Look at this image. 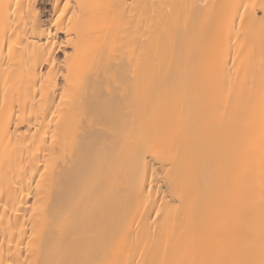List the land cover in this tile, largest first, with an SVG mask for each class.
<instances>
[{
    "label": "bare ground",
    "instance_id": "bare-ground-1",
    "mask_svg": "<svg viewBox=\"0 0 264 264\" xmlns=\"http://www.w3.org/2000/svg\"><path fill=\"white\" fill-rule=\"evenodd\" d=\"M0 264H264V0H0Z\"/></svg>",
    "mask_w": 264,
    "mask_h": 264
}]
</instances>
